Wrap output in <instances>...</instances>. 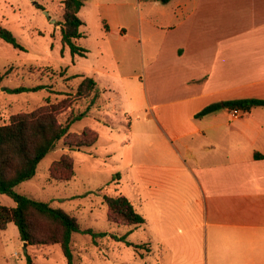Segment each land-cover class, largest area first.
Here are the masks:
<instances>
[{
  "label": "rangeland",
  "instance_id": "obj_1",
  "mask_svg": "<svg viewBox=\"0 0 264 264\" xmlns=\"http://www.w3.org/2000/svg\"><path fill=\"white\" fill-rule=\"evenodd\" d=\"M62 1L0 0V27L11 30L26 48L20 50L0 38V125L8 123L16 113L32 111L48 100L57 102L68 97L82 79L80 76L69 79L73 75L94 77L103 96L98 105L71 125L72 135L61 139L41 160L35 176L17 185L15 190L64 209L83 227L106 233L97 243L89 234L73 233L75 264H143L141 257L148 252L147 244L151 246V177L159 176V172L151 175L154 169L151 164L156 162L151 160V131H143L146 125L156 124L153 119H147V101H151V89L152 93H178L183 86L177 78L152 77L151 1L84 0L79 17L85 21L81 27L85 37L77 42L88 49V54L76 62L61 40ZM162 62L159 68L172 70L168 57ZM37 84L47 88L11 91ZM87 103L83 99L75 105L84 109ZM85 128L97 130V142L93 146H71L74 135ZM158 141L154 135L152 142ZM64 154L74 160L75 174L71 180L54 179L50 175V166ZM120 194L126 195L144 216L143 224L129 227L108 220L104 196ZM0 204L16 206L17 203L0 192ZM170 212L164 217H173L168 215ZM174 214L172 221L179 216ZM162 225L168 229L169 223H160V233ZM111 235H125L132 245ZM152 244L159 256L162 242L155 239ZM29 261L68 264L59 244L25 246L16 224L0 228V264Z\"/></svg>",
  "mask_w": 264,
  "mask_h": 264
},
{
  "label": "crops",
  "instance_id": "obj_2",
  "mask_svg": "<svg viewBox=\"0 0 264 264\" xmlns=\"http://www.w3.org/2000/svg\"><path fill=\"white\" fill-rule=\"evenodd\" d=\"M166 57L170 71L159 68ZM151 72L183 88L151 89L147 101L156 124L143 131L159 176L143 264H264V158L255 157L264 155V106L196 116L214 102L264 99V0L151 1Z\"/></svg>",
  "mask_w": 264,
  "mask_h": 264
},
{
  "label": "trees",
  "instance_id": "obj_3",
  "mask_svg": "<svg viewBox=\"0 0 264 264\" xmlns=\"http://www.w3.org/2000/svg\"><path fill=\"white\" fill-rule=\"evenodd\" d=\"M144 1L167 3L170 0ZM62 3L64 7L60 29L62 43L69 47L72 57L76 55L85 57L88 49L77 42L83 37L81 27L84 22L79 17V11L84 5V0H63ZM0 38L20 50H26L13 32L5 27H0ZM77 76L82 79L76 90L68 97L57 102L48 100L46 104L32 111L16 113L11 116L8 123L0 125V192L11 196L17 203L16 206L0 204V228L6 229L10 223L16 224L21 240L28 245L44 247L59 244L68 264H75L72 247L73 233L89 234L95 243L106 233L83 227L75 216L64 209L55 208L47 202L17 192L15 187L33 178L38 164L49 151L54 149L61 139L72 135L71 125L82 119L102 100L103 90L94 77L73 75L69 79ZM45 88L47 85L37 84L19 86L11 91L13 93L31 92ZM83 99H87V106L84 109L76 107L75 104ZM254 106H264V99L246 98L214 102L204 107L196 116L202 117L223 108L248 111ZM98 138L97 130L85 128L75 134V142L69 144L77 147L93 146ZM255 157L264 158V155L256 153ZM49 170L54 179L71 180L75 174L74 160L69 154H64L52 163ZM104 199L109 221L129 227H137L145 222L144 216L137 211L126 195H105ZM111 237L132 245L126 240L125 235H111ZM146 250L149 251V247ZM28 264L32 262L29 261Z\"/></svg>",
  "mask_w": 264,
  "mask_h": 264
},
{
  "label": "water",
  "instance_id": "obj_4",
  "mask_svg": "<svg viewBox=\"0 0 264 264\" xmlns=\"http://www.w3.org/2000/svg\"><path fill=\"white\" fill-rule=\"evenodd\" d=\"M44 13H45L46 15H49V13H48L47 11H44ZM24 244H25V246H27V245H28V243H27V242H24Z\"/></svg>",
  "mask_w": 264,
  "mask_h": 264
}]
</instances>
